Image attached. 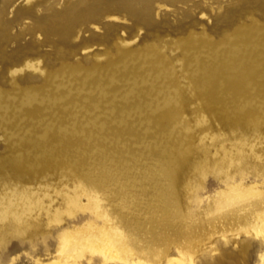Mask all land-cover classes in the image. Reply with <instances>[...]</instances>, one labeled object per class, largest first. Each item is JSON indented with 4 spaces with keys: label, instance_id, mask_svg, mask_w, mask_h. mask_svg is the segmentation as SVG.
<instances>
[{
    "label": "rangeland",
    "instance_id": "obj_1",
    "mask_svg": "<svg viewBox=\"0 0 264 264\" xmlns=\"http://www.w3.org/2000/svg\"><path fill=\"white\" fill-rule=\"evenodd\" d=\"M79 1L0 0V25L19 18L0 30V264L52 261L81 227L124 235L141 199L184 229L207 201L264 189V0H129L138 16L106 0L76 20ZM156 226L142 233L162 243ZM201 234L182 238L185 264H264L255 233ZM147 237L84 239L60 264H124Z\"/></svg>",
    "mask_w": 264,
    "mask_h": 264
},
{
    "label": "bare ground",
    "instance_id": "obj_2",
    "mask_svg": "<svg viewBox=\"0 0 264 264\" xmlns=\"http://www.w3.org/2000/svg\"><path fill=\"white\" fill-rule=\"evenodd\" d=\"M116 1L117 2L115 3H117L116 4L117 6L121 8L128 7L132 11L133 15L138 16L140 12L139 3L137 4L135 1L129 2V0H116ZM26 2L30 3L31 0H26ZM106 3H107L106 0H82L70 4L66 9V13L76 20H82L85 19L87 15H89L90 9L93 6H99L98 10L100 11L102 5ZM18 19H19L18 15H16V17L13 20H8L6 21V23H2L1 25L5 27L10 26L14 23V21L15 22L18 21ZM1 25H0V30H3L1 29ZM65 32L68 33L67 31H64L61 33V35L64 36ZM7 42H8L7 38L0 37V47H3V45L6 46ZM242 187L233 188L235 193L229 197H220L219 195L220 193H219L218 194L219 198L216 199L211 198L212 200L204 203L200 211L197 213V218H198L197 222H194V224L190 225L189 228L188 227L185 228L183 226L184 229H182V225L183 224L185 225L184 219L182 218V215L184 213H181L178 210V208H175L174 205H173L174 207L170 208L169 210L165 205L160 204V201L157 200L155 206L156 210L154 212L152 208V204L147 203L141 199L140 201H137L134 204L135 209H137L136 212H140L137 215L138 218H136L138 219V221L136 222L135 220H133L130 223L123 225L125 228L124 235L119 234V232L115 234L114 231L102 232L101 230H96V229H94L93 231L91 230L87 231V229L83 227L79 229L77 234H75L74 232H65L64 234L61 235L62 238L60 243L61 246H60L59 254L55 256V259L49 262H43L37 260L35 264H60L63 261L62 258L65 249L67 251H72L74 247L75 248L79 247L80 246L79 244L81 243L82 245L84 241H86L87 242L86 244L88 245L90 243L94 244L95 242L98 245V247H102L103 250L105 251L110 250V248L112 249L114 248L115 250L114 252H118L119 250L126 248L129 242L131 243L136 239H140L141 241H143L142 239H145L144 237H146V235L148 236L147 238H149L150 232L148 231L147 233L143 234L142 231L147 230L148 228L151 229L156 228L157 227L156 225L159 224L162 225L163 235H165L162 238V243H160V241H157V239L162 235H160V233L158 232H153L154 236H150L149 239H152L156 242V248L155 249L139 248L141 250L131 249L130 253L126 254L125 259L123 258L125 260L124 264H137L138 260H140L141 258L139 257L140 259L135 261L131 257H133V254H135V252H140V251H145V253L142 252L138 253L140 256L142 254H145L146 257H148L150 253H155V256L157 255L162 256L163 258L161 257V259L165 260L164 264H185L186 262L185 260H183V256L185 257L184 255L185 253L183 254L182 248L185 247V243L187 244L190 241H192L194 238H196L197 237L196 235H198V233L201 237L203 236L201 233L203 234L206 233V235L210 237L212 234L215 233L237 230V231H244L247 234L246 236L248 237L253 233H255L256 236H261L262 239L264 240V189H261V187L259 186H250L244 188ZM143 213L146 215H144ZM15 218L16 217H14V219ZM171 232H175L177 236L175 235V237H172ZM192 234L195 235L194 238ZM239 234L240 232H238L236 234V237L234 238H237V235L240 236ZM74 236L77 238H73ZM185 236L186 239L188 238V240L189 239L191 240L189 242L183 240L182 238ZM208 236L206 238H208ZM170 237H172V239H176L174 242L178 244L176 254H171V252H169L168 250V247H166L167 246L166 243L168 242V240H170ZM227 239H232V238H227ZM66 240L68 241L67 246L63 244V242H66ZM195 240L196 239H194V241ZM198 240L200 239L198 238ZM193 244L191 245L193 246ZM159 246H161V248H159ZM187 247L190 249L191 246L187 245ZM186 251L187 250H185V252ZM159 256L155 258L159 259ZM261 256H263V254H261ZM152 259L154 258L152 257L150 260L152 261ZM160 260L159 261L156 260L157 262L156 263L153 262V264H163L162 263L163 261L161 262ZM259 264H263V263H259Z\"/></svg>",
    "mask_w": 264,
    "mask_h": 264
}]
</instances>
